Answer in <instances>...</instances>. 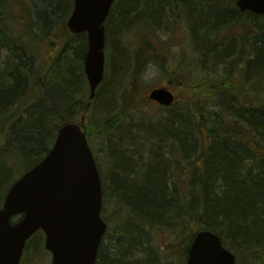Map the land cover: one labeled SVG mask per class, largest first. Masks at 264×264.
Listing matches in <instances>:
<instances>
[{
    "label": "trees",
    "instance_id": "trees-1",
    "mask_svg": "<svg viewBox=\"0 0 264 264\" xmlns=\"http://www.w3.org/2000/svg\"><path fill=\"white\" fill-rule=\"evenodd\" d=\"M73 7L74 0H0V210L13 184L51 151L59 129L88 120L96 108L105 121L86 122L85 131L93 147L98 138L111 151L110 183L95 154L104 195L112 191L133 219L113 218L97 264H169L175 255L186 264L201 230L218 234L237 264H264V16L241 13L237 0H116L106 36L122 49L119 42L134 35L135 68L115 111L101 88L88 106V39L68 30ZM179 28L185 42L164 68L176 102L162 108L166 116L146 119L152 102L146 96L134 108V86L147 65L160 63L161 36L170 35L168 44ZM136 115L142 141L132 151L116 149L110 132L130 139L120 123Z\"/></svg>",
    "mask_w": 264,
    "mask_h": 264
},
{
    "label": "water",
    "instance_id": "water-1",
    "mask_svg": "<svg viewBox=\"0 0 264 264\" xmlns=\"http://www.w3.org/2000/svg\"><path fill=\"white\" fill-rule=\"evenodd\" d=\"M116 0H74L67 27L87 34L85 74L93 100L105 79L106 27ZM242 13L264 16V0H238ZM149 99L170 107L175 95L161 87ZM81 124L67 123L47 156L10 188L0 210V264H20L27 242L39 231L51 264H96L108 225L102 219L103 186L94 153ZM21 217L13 223V218ZM221 237L199 231L191 243L187 264H236Z\"/></svg>",
    "mask_w": 264,
    "mask_h": 264
},
{
    "label": "rangeland",
    "instance_id": "rangeland-1",
    "mask_svg": "<svg viewBox=\"0 0 264 264\" xmlns=\"http://www.w3.org/2000/svg\"><path fill=\"white\" fill-rule=\"evenodd\" d=\"M183 30V31H182ZM184 35V28H179L178 33L176 34V39L173 38V40H170V43L164 44L163 42H167L170 39V35H162L161 36V42L159 45L161 48L163 47L166 53L164 54V50L160 52L161 58L156 59L157 62L160 63H152L151 65H147L145 69H143L140 81L137 86H134L136 88L135 95L138 97L134 100L135 105L134 108H139L140 106H143L142 99L150 94V92L159 87H167L171 91H173L176 95V91H174V83L171 81V77L165 73L164 68H167L169 64H173V61L169 62V57H174V54H177L178 44L181 42H185ZM181 37V38H180ZM178 38L180 42H178ZM134 35L132 33H129L125 36L123 43H120V45L124 46L120 48H117L118 46L115 44V42L108 41V37L106 36V47H105V55H106V70H105V81L103 85L101 86V95H109L113 101H114V108L115 111L120 110V108L123 106L124 103V96L127 93V89L131 90L132 85L129 82L131 75L133 73V70L135 68L134 61L132 59L133 53H132V44L134 42ZM252 40L251 37L249 39ZM118 43V42H117ZM164 44V45H163ZM120 49V50H117ZM117 54V55H116ZM115 57L120 60V69H118L116 72L114 71V64H115ZM110 61H112L111 66L109 65ZM115 72V73H114ZM104 91V92H103ZM103 92V93H102ZM97 103H95L94 106H96ZM146 119H154L158 116H166L168 114V111L165 109H162L159 107V105L152 103V105L146 106ZM141 119L140 115H136L134 117H127V119L121 120L120 130H128V134L130 135V139L128 138H120L117 140L116 134L118 135V131H112L110 132L109 138H112L113 142L112 144L115 145L114 147L117 149H123V148H130V151L137 148L135 144H132L134 141L137 143L142 141V135L144 132H140V127L137 125L138 121ZM103 121H105L104 116L101 114V112H98L96 108H93L92 112L88 116V122H91L93 124H100ZM119 130V131H120ZM91 147L96 154V157L99 158L100 162L103 165V174L104 178L108 183L112 181V171L113 167L110 161H113L111 159V151L109 150V147H103L100 144V139L94 138L93 144L94 147L90 141ZM130 144V146H128ZM109 145V144H108ZM138 150L134 151V162L139 159V155H137ZM148 158V156L146 157ZM112 192V191H111ZM111 192L109 190L108 198L106 197V194L104 195V202H103V210L102 215L106 219L107 223L109 224V229L111 226V221H117L119 222L121 219H123L125 222H131L133 221L132 218L126 214L125 208L122 209V207L117 206L115 203V198L113 197L114 194L111 195ZM126 192V191H125ZM113 193V192H112ZM109 200V205L106 210H104L105 203ZM120 213V214H119ZM113 218L115 219L113 221ZM157 236L159 233L156 229H153L150 231V233ZM161 237L163 240H174L173 235L171 234H165L163 232H160ZM38 236V235H37ZM35 236L33 239V242H40L41 241V249L34 250V252H37L36 256L31 250V252L26 254L27 260L32 258L33 264H51V254H49L44 249V245L42 242H44L43 238ZM175 242V240H174ZM37 257V258H36ZM178 255H175L173 257V263L169 264H177L179 263V260L177 259ZM162 264H168V262L162 263Z\"/></svg>",
    "mask_w": 264,
    "mask_h": 264
},
{
    "label": "flooded vegetation",
    "instance_id": "flooded-vegetation-1",
    "mask_svg": "<svg viewBox=\"0 0 264 264\" xmlns=\"http://www.w3.org/2000/svg\"><path fill=\"white\" fill-rule=\"evenodd\" d=\"M42 244L44 245V249H45V241L44 242H42ZM35 246H36V248L37 249H41V242H39L38 244H36V242H33V241H29V243H27V246H26V248H25V250H24V255H23V257H22V259H21V262H20V264H33V261L35 260H33L32 258H30L29 260H27V258H26V254L27 253H29V252H31V249H34L35 248ZM36 249V250H37ZM45 251H47L46 249H45ZM33 252H34V250H33ZM49 254H51L49 251H47ZM34 254H35V256H36V254H37V252H34ZM37 258V257H36ZM51 259H52V255H51ZM98 260H99V256H98Z\"/></svg>",
    "mask_w": 264,
    "mask_h": 264
},
{
    "label": "bare ground",
    "instance_id": "bare-ground-1",
    "mask_svg": "<svg viewBox=\"0 0 264 264\" xmlns=\"http://www.w3.org/2000/svg\"><path fill=\"white\" fill-rule=\"evenodd\" d=\"M162 151H163L162 154H163V153H166L165 148H163Z\"/></svg>",
    "mask_w": 264,
    "mask_h": 264
}]
</instances>
